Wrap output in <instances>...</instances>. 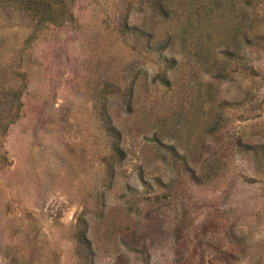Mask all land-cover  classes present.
<instances>
[{
    "label": "rangeland",
    "instance_id": "rangeland-1",
    "mask_svg": "<svg viewBox=\"0 0 264 264\" xmlns=\"http://www.w3.org/2000/svg\"><path fill=\"white\" fill-rule=\"evenodd\" d=\"M0 264H264V0H0Z\"/></svg>",
    "mask_w": 264,
    "mask_h": 264
},
{
    "label": "trees",
    "instance_id": "trees-1",
    "mask_svg": "<svg viewBox=\"0 0 264 264\" xmlns=\"http://www.w3.org/2000/svg\"><path fill=\"white\" fill-rule=\"evenodd\" d=\"M214 76L216 78H224L225 77V73L223 72V70H219L217 71ZM152 80L154 82H157L158 84L160 85H163V86H168L170 85V80L169 78L165 75V74H162V73H157L155 74V76H153Z\"/></svg>",
    "mask_w": 264,
    "mask_h": 264
}]
</instances>
